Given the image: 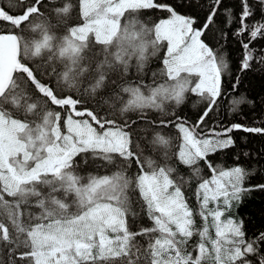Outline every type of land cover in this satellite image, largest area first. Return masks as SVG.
<instances>
[{"label":"snow or ice","instance_id":"6c2138e0","mask_svg":"<svg viewBox=\"0 0 264 264\" xmlns=\"http://www.w3.org/2000/svg\"><path fill=\"white\" fill-rule=\"evenodd\" d=\"M240 2L238 15L225 9V16L236 24L246 71L264 19L247 23L254 11ZM256 2L264 17V0ZM220 6L212 0L199 27L195 15L177 10L190 3L77 0L45 8V0H18L16 15L0 6V22L11 25L0 30V264H264V232L249 238L244 220L227 215L247 193L264 192V181L252 184L255 172L209 159L234 146V131L264 134L241 123L205 127L229 68L223 47L205 40ZM154 9L168 17L151 26L138 18ZM73 10L76 21L57 38L51 19ZM25 25L39 38L12 31ZM149 57L162 66L146 83ZM188 93L205 102L194 123L166 110ZM153 110L160 118H148ZM165 128L176 136L157 131ZM147 134L163 146L160 160L144 155ZM173 159L196 180L195 210ZM97 160L106 163L95 167Z\"/></svg>","mask_w":264,"mask_h":264},{"label":"trees","instance_id":"16d2710c","mask_svg":"<svg viewBox=\"0 0 264 264\" xmlns=\"http://www.w3.org/2000/svg\"><path fill=\"white\" fill-rule=\"evenodd\" d=\"M77 0H45V8L59 7L64 3H72L75 5ZM160 3L168 4H191L192 7L177 9L181 14L195 15L197 21V27H199L208 12L209 6L212 0H159ZM18 0H0V6L6 7V10H11L13 15L18 14L17 8ZM249 4L252 6L254 15L247 21L251 24L256 20L264 19L261 14V5L256 0H249ZM225 9H231L233 15H238L241 12L240 0H221V6L218 10V14L215 17V21L211 26V31L207 33L205 37L206 42L214 44L215 47H223L225 54L228 55L229 68L224 73L223 79V91L224 95L219 99L215 110L210 114L206 128H220L227 126L231 123H241L249 127H264V63L259 59L261 55H264V38H257L250 44L253 53L257 59L251 64L250 69L246 71L240 70L241 60V45L237 42L238 38L232 36V32L236 29V24H228L226 22ZM168 17V13L161 10H147L139 14L138 18L151 26V24L158 22L159 19ZM77 19V12L73 10L69 17H66L64 21L58 23L57 19H51V25L53 29V35L57 38H62L66 34L65 25H72ZM35 23L40 21L34 20ZM26 31L20 29H13L12 31L17 35L24 36L26 40H33L39 38L38 32H32L27 25L23 26ZM11 25L0 22V30H9ZM221 30L226 33L224 39H221ZM215 36V42L212 37ZM245 42H248V38H243ZM47 53H43L42 57H46ZM36 61L43 62L42 58H35ZM24 62L31 63L32 61L25 58ZM162 66L160 57H149L146 64L145 82L151 83L152 72H158ZM135 72L129 73V76H135ZM237 78L239 83H236ZM115 79V77H113ZM157 82H162L157 77ZM235 85V87H232ZM105 93H101L104 95ZM205 107V102L196 94L188 93L185 101L179 105H166V110L171 112L175 111L177 115L187 119L190 123H194L199 117L202 110ZM59 110V109H56ZM133 120L136 119L135 115H132ZM148 118L156 120L159 117V113L154 110L148 114ZM140 127H143L141 125ZM157 131H163L166 135L175 137L176 130L174 128H165L163 130L157 129ZM141 133V136H144ZM235 144L233 147L219 151L210 155L209 159L214 165L222 167H232L236 164L243 166L249 172H255L256 175L250 179V183L255 184L257 182L264 181V134L247 133L242 130L234 131L231 133ZM153 137L151 134H147L145 139L140 141L141 148L144 151L146 157H150L154 160H160L162 158L164 148L161 145H153L150 142ZM244 153H248L247 156ZM238 158V159H237ZM106 163L97 160L95 167H99L100 164ZM171 166L177 169V174L188 181L185 187V195L188 198L189 204L195 210L198 205L194 196V189L196 187V180L191 177V170L184 165L178 164L175 159L170 161ZM93 165L90 163L88 170H93ZM202 169V175L210 176L209 170L204 165V162H200ZM104 169L100 168V172L103 173ZM228 215L235 219H243L245 223V231L249 238L255 233L264 232V192L253 191L249 192L242 197V201L235 205ZM199 222V218L197 217ZM143 226H150V222L147 219L141 221ZM198 240V237L193 238V242ZM188 248L192 251L191 244ZM143 243V241H141Z\"/></svg>","mask_w":264,"mask_h":264},{"label":"water","instance_id":"95a60500","mask_svg":"<svg viewBox=\"0 0 264 264\" xmlns=\"http://www.w3.org/2000/svg\"><path fill=\"white\" fill-rule=\"evenodd\" d=\"M14 34H16V33H14Z\"/></svg>","mask_w":264,"mask_h":264},{"label":"rangeland","instance_id":"374dc122","mask_svg":"<svg viewBox=\"0 0 264 264\" xmlns=\"http://www.w3.org/2000/svg\"><path fill=\"white\" fill-rule=\"evenodd\" d=\"M228 215V214H227Z\"/></svg>","mask_w":264,"mask_h":264}]
</instances>
